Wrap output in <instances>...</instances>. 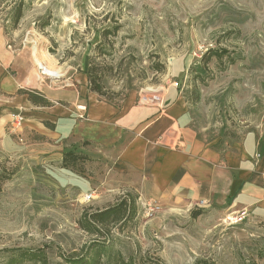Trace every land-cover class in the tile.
Returning a JSON list of instances; mask_svg holds the SVG:
<instances>
[{
    "label": "rangeland",
    "instance_id": "1",
    "mask_svg": "<svg viewBox=\"0 0 264 264\" xmlns=\"http://www.w3.org/2000/svg\"><path fill=\"white\" fill-rule=\"evenodd\" d=\"M0 19L47 50L56 77L81 73L111 103L148 102L175 82L199 137L225 149L264 132V0H0ZM207 50L222 57L205 65ZM46 168L31 150L0 148V264L22 249L68 264L92 242L111 248L102 264H264V220L215 207L150 212L132 194L96 189L87 203ZM124 199V222L79 229L81 214Z\"/></svg>",
    "mask_w": 264,
    "mask_h": 264
},
{
    "label": "crops",
    "instance_id": "2",
    "mask_svg": "<svg viewBox=\"0 0 264 264\" xmlns=\"http://www.w3.org/2000/svg\"><path fill=\"white\" fill-rule=\"evenodd\" d=\"M7 22L0 19L4 152L31 150L59 186L81 193L100 190L104 199L128 193L166 210L215 207L264 220V132L221 149L193 130L178 83L164 87L160 98L142 103L128 96L117 104L90 90L81 73L66 81L44 75L40 67L54 69L56 61ZM32 91L49 106L31 104L23 92Z\"/></svg>",
    "mask_w": 264,
    "mask_h": 264
},
{
    "label": "trees",
    "instance_id": "3",
    "mask_svg": "<svg viewBox=\"0 0 264 264\" xmlns=\"http://www.w3.org/2000/svg\"><path fill=\"white\" fill-rule=\"evenodd\" d=\"M21 18V14L18 13V16L15 18L13 25H15L18 20ZM14 28V26H12ZM213 57H222L218 54V52L214 50H207L202 57V62L207 65V63ZM92 91L98 93L101 96L102 87L100 86H92ZM29 102L36 106L47 107L50 102L46 101L36 92H23ZM47 128H53V125L50 123L45 124ZM13 139L16 141V136H13ZM37 140H44L43 137L38 136L35 138ZM126 199L120 200L117 205L110 206L107 209L98 210L91 214H81L80 220L78 221L79 229L83 232H86L89 235H93L95 233H100L102 228L108 227L110 224H118L124 222L126 218L129 217V210L127 212ZM98 225H101L98 227ZM100 231V232H99ZM111 251V248L104 243L100 242H92L86 246V251L81 256H71L68 260V264H102L104 257L108 256L107 254ZM12 252V251H11ZM10 256L12 260L10 264H25L23 262H28L31 264H49L46 255L44 253H40L39 251H30L24 250L17 252H12Z\"/></svg>",
    "mask_w": 264,
    "mask_h": 264
},
{
    "label": "built area",
    "instance_id": "4",
    "mask_svg": "<svg viewBox=\"0 0 264 264\" xmlns=\"http://www.w3.org/2000/svg\"><path fill=\"white\" fill-rule=\"evenodd\" d=\"M41 72H43V69H41ZM44 73V72H43ZM22 117L20 115L18 116H15V118L13 119V123H12V129L13 130H19V127L22 123ZM96 191H92L90 193H87L83 196V202H90L92 200H94V197L96 196L95 195ZM144 205L147 207V209L150 211V212H153V210H157L159 207L158 205L155 203V202H149V203H144Z\"/></svg>",
    "mask_w": 264,
    "mask_h": 264
},
{
    "label": "bare ground",
    "instance_id": "5",
    "mask_svg": "<svg viewBox=\"0 0 264 264\" xmlns=\"http://www.w3.org/2000/svg\"><path fill=\"white\" fill-rule=\"evenodd\" d=\"M38 64H40V63L38 62ZM40 65H42V64H40ZM46 65H47V64H46ZM43 69H44V68H43ZM43 72L47 73V74L50 75L51 77H52V76H58V73H57V72L50 70L47 66L45 67V69L43 70Z\"/></svg>",
    "mask_w": 264,
    "mask_h": 264
}]
</instances>
